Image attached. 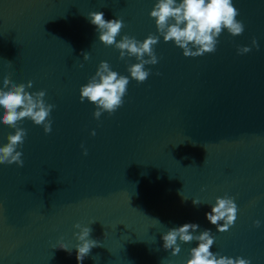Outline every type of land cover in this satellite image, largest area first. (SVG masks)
Segmentation results:
<instances>
[{
    "label": "water",
    "instance_id": "water-1",
    "mask_svg": "<svg viewBox=\"0 0 264 264\" xmlns=\"http://www.w3.org/2000/svg\"><path fill=\"white\" fill-rule=\"evenodd\" d=\"M156 2L0 0V89L5 77L31 82L26 91H45L55 106L50 134L19 123L24 166L0 165V264H78L77 223L101 245L83 264H186L197 243L178 241L173 256L162 240L185 223L200 226L195 235L211 231L213 253L264 264V0H233L244 32L225 30L213 54L185 58L161 36L158 63L138 84L127 71L135 57L121 60L87 17L121 19L116 42H143L159 35ZM241 47L251 51L240 55ZM101 62L130 82L123 105L97 120L80 89ZM10 134L0 124V147ZM226 195L238 212L221 233L205 214Z\"/></svg>",
    "mask_w": 264,
    "mask_h": 264
},
{
    "label": "clouds",
    "instance_id": "clouds-1",
    "mask_svg": "<svg viewBox=\"0 0 264 264\" xmlns=\"http://www.w3.org/2000/svg\"><path fill=\"white\" fill-rule=\"evenodd\" d=\"M238 15L239 11L234 7L233 0H179V2L178 0H157L150 12V18L155 21L159 35L150 34L143 42L127 35L116 42V37L124 27L121 19L105 20L103 12H91L87 18L99 33V41L106 47L114 46L119 50L121 60L126 56L135 57L138 62L130 66L127 71L132 80L142 84L150 75V70H145V66H154L158 63L154 48L161 36L165 43L173 42L181 49L185 58L213 54L217 49L218 37L225 30L232 37L244 32L243 22L236 19ZM252 46L258 49L256 40L252 41ZM250 51L249 47L237 49L240 55ZM83 58L87 61L88 54L83 53ZM129 82L128 77L112 71L107 62H101L95 75L81 87L80 101L83 103L87 100L95 105L97 110L93 116L97 120L102 113L112 115L123 105ZM2 84L0 124L15 129V134H10L7 137V143L0 147V165L15 164L22 168L23 153L17 149L23 146L27 132L18 127L19 123L25 119L31 120L34 125L42 126L46 135L50 134L52 131L50 114L55 106L45 102V91L31 94L26 91V87H32L31 82L27 86L16 85L5 77ZM91 135L95 136V131ZM84 155H87V150L84 151ZM192 203L197 207L201 205L198 200H192ZM237 212L234 198L226 195L217 198L215 205L211 206V211L205 216L207 221L217 226L218 232L223 233L234 225ZM221 221L223 226H218ZM254 224L259 227L260 221H255ZM199 227L195 223H185L183 226L169 229L162 236L163 248L166 251L171 250V254L176 256L180 252L178 241L185 244L195 241L197 246L190 250V258L186 264H251L250 260L241 257L233 259L210 251L214 244V237L210 230H203L195 235ZM74 228L79 229L78 233H74L78 241L75 247L76 259L78 264H83L84 259L91 254V250L101 245L99 241L90 238L92 231L90 227H81L77 223ZM59 249L68 251L63 244L59 246Z\"/></svg>",
    "mask_w": 264,
    "mask_h": 264
}]
</instances>
